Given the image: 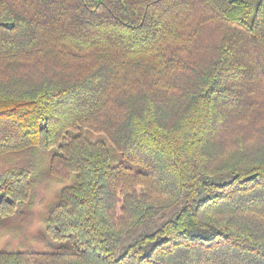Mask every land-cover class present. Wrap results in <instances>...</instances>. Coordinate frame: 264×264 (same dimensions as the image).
<instances>
[{"label": "trees", "instance_id": "trees-1", "mask_svg": "<svg viewBox=\"0 0 264 264\" xmlns=\"http://www.w3.org/2000/svg\"><path fill=\"white\" fill-rule=\"evenodd\" d=\"M0 264H264V0H0Z\"/></svg>", "mask_w": 264, "mask_h": 264}, {"label": "rangeland", "instance_id": "rangeland-1", "mask_svg": "<svg viewBox=\"0 0 264 264\" xmlns=\"http://www.w3.org/2000/svg\"><path fill=\"white\" fill-rule=\"evenodd\" d=\"M55 60H58L59 64L61 63V59H53V62L55 64H58L57 62H55ZM258 139H259V136H255L254 147L259 146ZM248 150H249V148H248ZM36 154L38 155L39 153H36ZM42 170H43V173H46L44 168ZM228 177L229 176H225V177H223V179L226 180V179H228ZM45 183H47V182L42 181V184L39 186V190H40L39 193H40V201H41V198H44L45 203H46L48 201L54 200L55 189H56L55 185L56 184L54 182H51L50 186L48 187L47 185H45ZM45 213H46V209L44 208V204H42V206L37 207V208H35L34 211H32L33 215L30 219H28V221H26V223L17 222L16 224L15 223L11 224L10 234L7 233L6 235H4V237L9 238L8 241L11 243V245L13 247H17L18 245H22V244L23 245H32L30 243V240H28V237L32 236V231L34 233V229L38 227L37 221L41 220L42 217L44 218ZM33 245L36 246L35 243Z\"/></svg>", "mask_w": 264, "mask_h": 264}]
</instances>
